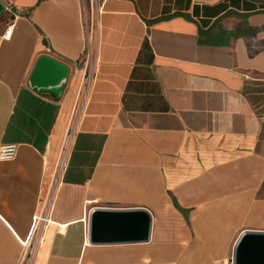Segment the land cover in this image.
I'll return each mask as SVG.
<instances>
[{
	"label": "crops",
	"instance_id": "crops-1",
	"mask_svg": "<svg viewBox=\"0 0 264 264\" xmlns=\"http://www.w3.org/2000/svg\"><path fill=\"white\" fill-rule=\"evenodd\" d=\"M0 1V264H230L264 230V0ZM98 206L149 240L90 243Z\"/></svg>",
	"mask_w": 264,
	"mask_h": 264
},
{
	"label": "water",
	"instance_id": "water-1",
	"mask_svg": "<svg viewBox=\"0 0 264 264\" xmlns=\"http://www.w3.org/2000/svg\"><path fill=\"white\" fill-rule=\"evenodd\" d=\"M4 4L0 1V14ZM69 68L52 57L38 58L29 82L32 86L61 89ZM90 243L142 242L150 238L152 217L146 208L94 207L88 215ZM230 264H264V230H244L235 241Z\"/></svg>",
	"mask_w": 264,
	"mask_h": 264
},
{
	"label": "built area",
	"instance_id": "built-area-1",
	"mask_svg": "<svg viewBox=\"0 0 264 264\" xmlns=\"http://www.w3.org/2000/svg\"><path fill=\"white\" fill-rule=\"evenodd\" d=\"M4 1L11 3L13 0H4ZM100 7L99 6L97 7L98 11H100ZM10 31H11V29L7 30L6 33L4 34V36L5 37L9 36ZM89 54H90V52H88V55ZM88 58H89V56H88ZM65 148H66V146H65ZM14 154H15V145L14 144H5V145L0 146V156L5 157V159L12 158L14 156ZM5 159H2V160H5ZM37 218H38V216H34V221Z\"/></svg>",
	"mask_w": 264,
	"mask_h": 264
},
{
	"label": "rangeland",
	"instance_id": "rangeland-1",
	"mask_svg": "<svg viewBox=\"0 0 264 264\" xmlns=\"http://www.w3.org/2000/svg\"><path fill=\"white\" fill-rule=\"evenodd\" d=\"M28 263H29L28 258H25V254H23L18 264H28Z\"/></svg>",
	"mask_w": 264,
	"mask_h": 264
},
{
	"label": "clouds",
	"instance_id": "clouds-1",
	"mask_svg": "<svg viewBox=\"0 0 264 264\" xmlns=\"http://www.w3.org/2000/svg\"><path fill=\"white\" fill-rule=\"evenodd\" d=\"M2 159H5V157H3V156H0V160H2Z\"/></svg>",
	"mask_w": 264,
	"mask_h": 264
}]
</instances>
